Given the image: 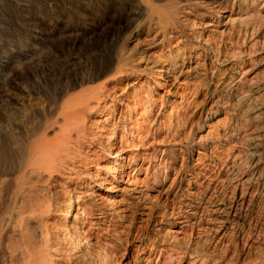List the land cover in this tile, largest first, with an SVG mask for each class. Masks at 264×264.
<instances>
[{
	"label": "rangeland",
	"instance_id": "rangeland-1",
	"mask_svg": "<svg viewBox=\"0 0 264 264\" xmlns=\"http://www.w3.org/2000/svg\"><path fill=\"white\" fill-rule=\"evenodd\" d=\"M0 264H264V0H0Z\"/></svg>",
	"mask_w": 264,
	"mask_h": 264
}]
</instances>
